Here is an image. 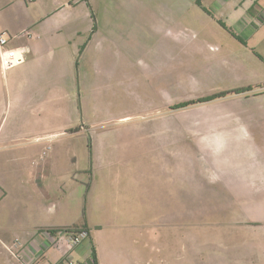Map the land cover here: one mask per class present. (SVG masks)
Wrapping results in <instances>:
<instances>
[{
  "label": "crops",
  "instance_id": "0c3cea01",
  "mask_svg": "<svg viewBox=\"0 0 264 264\" xmlns=\"http://www.w3.org/2000/svg\"><path fill=\"white\" fill-rule=\"evenodd\" d=\"M0 30L27 54L6 72L0 59V129L11 123L0 147L9 142L13 159L0 163V239L20 237L36 264H65L67 248L48 230L71 227L90 230L76 259L138 264L147 217L184 215L182 200L167 206L163 181L191 185L193 201V167L178 161L179 115L181 137L204 138L202 152L218 155L222 184L237 192L264 178L247 128L264 114V0H0ZM136 53L153 66L135 69ZM248 86L201 103L190 124L191 105L177 107ZM144 123L152 126L140 134ZM6 242L0 264H23Z\"/></svg>",
  "mask_w": 264,
  "mask_h": 264
},
{
  "label": "rangeland",
  "instance_id": "374dc122",
  "mask_svg": "<svg viewBox=\"0 0 264 264\" xmlns=\"http://www.w3.org/2000/svg\"><path fill=\"white\" fill-rule=\"evenodd\" d=\"M132 59L133 61L130 58L135 69H140L143 62L153 66L152 59L148 57L137 54ZM196 76L199 82L204 78L200 73ZM200 105L201 102L191 104L189 107L190 110L185 114L189 124L195 115L201 113L200 110H194L200 108ZM117 109L126 110L127 105L119 103ZM261 119L258 123L248 124L247 128L252 143L264 159V114ZM134 123L137 122L126 124ZM176 123L179 133L178 161L188 162L193 167L195 181L193 201L189 203L185 201L191 185L188 188L185 184L179 187L181 183L178 186L175 183L171 184L170 181H163L161 189L167 196V206L170 209L175 201L182 200V203L178 202L177 205L179 214L185 216L163 217L160 221L147 217L149 232L140 235L137 243L145 249L137 259L138 264H264V178L254 180L253 185L238 184L240 190L233 191L232 187L222 184L225 172L222 171L224 167L219 165L218 155L202 152L199 145L206 139L181 137L185 133L183 130L186 129L184 115H179ZM148 124L152 126V123H144L138 128L140 134ZM99 125L98 131L111 128L101 123ZM10 126V122H4L0 134ZM105 141L103 135L95 138V144L104 145ZM2 145L5 149L0 147V163L13 161L12 155L6 150L9 147H5L9 146V142ZM171 193L174 195L172 201ZM146 201L148 211L154 204V198L147 195ZM191 203L193 211L190 216ZM151 225L154 226L151 229L155 231L150 230ZM0 241L13 243V240L8 242L4 238ZM146 241L150 244L147 245ZM7 251L11 254L8 249Z\"/></svg>",
  "mask_w": 264,
  "mask_h": 264
},
{
  "label": "built area",
  "instance_id": "2783aa9c",
  "mask_svg": "<svg viewBox=\"0 0 264 264\" xmlns=\"http://www.w3.org/2000/svg\"><path fill=\"white\" fill-rule=\"evenodd\" d=\"M21 35L35 39L40 37L32 29H25ZM11 38L12 35L9 31L0 30V59L4 72L25 63L27 60V54L24 48L10 46ZM48 232L56 236L57 246L67 248L65 250V264H96L95 258L92 255L86 261H80L73 255L76 247L90 238V230L87 227L49 229ZM7 248L13 257L20 260L23 264H36L39 258L37 255H28L26 253L24 241L20 237H15L13 243L7 245Z\"/></svg>",
  "mask_w": 264,
  "mask_h": 264
},
{
  "label": "trees",
  "instance_id": "16d2710c",
  "mask_svg": "<svg viewBox=\"0 0 264 264\" xmlns=\"http://www.w3.org/2000/svg\"><path fill=\"white\" fill-rule=\"evenodd\" d=\"M253 88L254 87H252V86L241 87V88H237V89H234V90H231V91H225V92L217 93V94H214V95H211V96L202 97V98H199L197 100L181 102V103L178 104L177 107L178 108H182V107H186V106H189L191 104H196V103H199V102H201V103L208 102V101H212V100H215V99H218V98H221V97H225V96H227L229 94H233V93H236V94L245 93V92L253 90ZM94 254H95V251H94ZM95 263L98 264L97 260H96V257H95Z\"/></svg>",
  "mask_w": 264,
  "mask_h": 264
}]
</instances>
